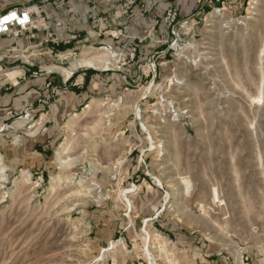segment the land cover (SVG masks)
Returning a JSON list of instances; mask_svg holds the SVG:
<instances>
[{"label": "rangeland", "instance_id": "obj_1", "mask_svg": "<svg viewBox=\"0 0 264 264\" xmlns=\"http://www.w3.org/2000/svg\"><path fill=\"white\" fill-rule=\"evenodd\" d=\"M164 22L0 51V264H264V0Z\"/></svg>", "mask_w": 264, "mask_h": 264}, {"label": "crops", "instance_id": "obj_2", "mask_svg": "<svg viewBox=\"0 0 264 264\" xmlns=\"http://www.w3.org/2000/svg\"><path fill=\"white\" fill-rule=\"evenodd\" d=\"M0 0V13L7 9L23 8L33 3H42V18L38 20L35 37L22 34V38L0 35V51L16 43L17 47H36L48 29L70 38L77 46L87 39L95 43L111 44L112 29L121 26L127 33L137 31L161 34L166 27L165 14L177 7L181 17H186V5L199 0Z\"/></svg>", "mask_w": 264, "mask_h": 264}, {"label": "built area", "instance_id": "obj_3", "mask_svg": "<svg viewBox=\"0 0 264 264\" xmlns=\"http://www.w3.org/2000/svg\"><path fill=\"white\" fill-rule=\"evenodd\" d=\"M60 0L59 2H63ZM16 12L17 17H12ZM43 4L33 3L23 8L13 7L0 13V35H20L27 34L28 37L34 38V30L38 28V20L42 18ZM178 14L177 7H171L166 11L165 21L168 24L173 23ZM51 36H55L50 32Z\"/></svg>", "mask_w": 264, "mask_h": 264}, {"label": "bare ground", "instance_id": "obj_4", "mask_svg": "<svg viewBox=\"0 0 264 264\" xmlns=\"http://www.w3.org/2000/svg\"><path fill=\"white\" fill-rule=\"evenodd\" d=\"M12 17L16 18L17 17V13L14 12L12 14ZM109 51V50H108ZM102 52L101 55L99 56H92L90 58H86V59H83V60H80V61H77V62H74L72 64L71 67L69 68H64V72L66 73V76L68 77L73 69L76 67V66H80V65H87V66H90V67H95V68H98V67H103V68H108V65H109V56H110V51L108 52ZM261 100V99H260ZM108 249V248H107Z\"/></svg>", "mask_w": 264, "mask_h": 264}]
</instances>
